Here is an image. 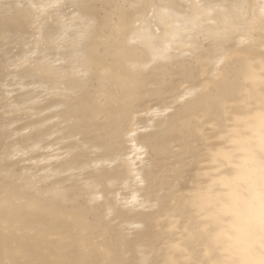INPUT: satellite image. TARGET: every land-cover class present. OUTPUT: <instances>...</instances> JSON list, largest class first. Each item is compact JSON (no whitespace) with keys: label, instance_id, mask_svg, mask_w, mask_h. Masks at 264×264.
Returning <instances> with one entry per match:
<instances>
[{"label":"bare ground","instance_id":"6f19581e","mask_svg":"<svg viewBox=\"0 0 264 264\" xmlns=\"http://www.w3.org/2000/svg\"><path fill=\"white\" fill-rule=\"evenodd\" d=\"M264 0H0V264H261Z\"/></svg>","mask_w":264,"mask_h":264},{"label":"snow or ice","instance_id":"6c2138e0","mask_svg":"<svg viewBox=\"0 0 264 264\" xmlns=\"http://www.w3.org/2000/svg\"><path fill=\"white\" fill-rule=\"evenodd\" d=\"M262 183H264V174L261 176ZM261 227L264 229V218L261 220ZM261 264H264V260L261 261Z\"/></svg>","mask_w":264,"mask_h":264}]
</instances>
